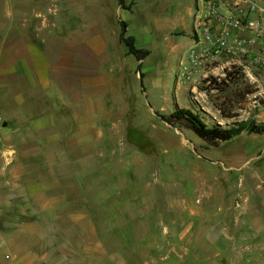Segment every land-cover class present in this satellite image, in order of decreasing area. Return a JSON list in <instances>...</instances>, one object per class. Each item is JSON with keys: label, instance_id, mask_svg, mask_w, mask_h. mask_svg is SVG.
I'll return each instance as SVG.
<instances>
[{"label": "crops", "instance_id": "0c3cea01", "mask_svg": "<svg viewBox=\"0 0 264 264\" xmlns=\"http://www.w3.org/2000/svg\"><path fill=\"white\" fill-rule=\"evenodd\" d=\"M122 9L118 0H0V264H150L143 253L155 245L145 201L114 194V209L101 205L102 185L117 192L118 184L105 179L121 164L135 173L151 165L142 149L136 148V163L125 153L124 110L115 111L117 121L106 131L97 124L107 114L104 92L116 89L109 41ZM196 9L197 0H176L178 27L189 32L172 37L169 66L175 55L178 68L182 47L193 44ZM147 42L163 72L165 36L148 35ZM144 58H136L140 66ZM135 124L147 132L137 118ZM155 136L167 149L168 134ZM262 136L242 130L229 139L234 150L225 170L205 178L208 200L187 199L194 210L206 209L207 234L219 212L226 249L235 243L236 250H264ZM229 208L236 210L232 224L224 220ZM127 250L142 255L128 259Z\"/></svg>", "mask_w": 264, "mask_h": 264}, {"label": "rangeland", "instance_id": "374dc122", "mask_svg": "<svg viewBox=\"0 0 264 264\" xmlns=\"http://www.w3.org/2000/svg\"><path fill=\"white\" fill-rule=\"evenodd\" d=\"M126 1L121 4L118 0L126 9L121 10L122 18L119 15L116 17L117 31L110 30L108 63L116 89L104 92L105 99L102 101L107 114L101 115L97 124L106 131L113 121H117L115 111L124 110L123 121L130 137L125 145V153L127 156L134 155L136 163V148L142 149V152L146 153L145 156L151 158H149L151 165L143 167L138 165L140 167L137 173L125 164L114 170L105 180L110 179L112 185L118 184L117 192L112 194L109 188L113 187L102 185L100 193L104 200L102 208L114 209L112 206L109 207L112 199H115L114 194L119 197L126 195L132 197L128 201L136 198L145 201L141 206L143 210L149 211V233L155 245L143 253L145 257L147 255L150 264H264V250H236L235 243L231 249L224 247L228 244L220 233L223 219L219 212L214 218L216 227L213 229L209 227L210 231L207 234L206 209L194 210V204L190 201L188 203L187 200L189 196L194 202L195 199L197 202L202 199L200 203L203 204L204 200H208L209 191L208 187H205V178L206 176L215 178L217 171L221 173L225 170L224 163H228L227 156L234 148L228 140L205 144L190 128L172 126L161 116L171 111L177 104L201 110L208 122L246 117H253L257 121L264 120V102L260 104L258 101L264 99L261 96L263 78L254 70L247 72L238 64H228L195 81H179L176 77L179 58L177 56L175 59L174 55L173 64L169 66L172 56L166 53V50L176 48L172 47V37L189 32L187 26L178 27L176 0H159L152 2L151 5L149 3L152 0ZM131 14L133 17L126 20ZM121 21L125 22V29L128 26L130 29L127 32L125 30V35L132 36L134 41L137 39L143 42L141 45L135 44L137 47L148 49L150 45L147 42L148 35L155 39L156 35L162 32L165 42H168L165 51L159 56L165 64L163 72L159 71L160 62L156 61L153 52L155 45L149 48L151 51L143 59L141 66L138 65V60L129 52L128 46L119 36ZM187 44L182 47L180 53L182 61L186 60L191 47ZM218 107L236 115L230 118L222 116ZM136 118L148 133L140 129L139 124H135ZM150 131H156L160 135L168 134V144L164 142L167 149L158 143H162L163 137H156V133L150 135ZM183 137L187 141H184ZM105 173L107 174L105 171L101 172L102 175ZM235 173L240 174L241 171ZM180 184H184L183 187ZM180 198V201H183L181 206L176 205V199ZM117 207L122 209L125 205L121 203L117 204ZM235 211L232 208L225 211L224 220L232 224ZM155 240L158 241L157 245ZM124 252L128 259L142 255V251Z\"/></svg>", "mask_w": 264, "mask_h": 264}, {"label": "built area", "instance_id": "2783aa9c", "mask_svg": "<svg viewBox=\"0 0 264 264\" xmlns=\"http://www.w3.org/2000/svg\"><path fill=\"white\" fill-rule=\"evenodd\" d=\"M228 64L254 70L264 81V0H197L195 39L176 77L195 81Z\"/></svg>", "mask_w": 264, "mask_h": 264}, {"label": "trees", "instance_id": "16d2710c", "mask_svg": "<svg viewBox=\"0 0 264 264\" xmlns=\"http://www.w3.org/2000/svg\"><path fill=\"white\" fill-rule=\"evenodd\" d=\"M119 2L121 4L124 3L123 0H119ZM125 30V22L121 21L120 38L128 46L129 52L134 54L138 60L144 58L149 50L144 47H137L134 44L133 37L125 35ZM138 65L140 66V62ZM218 109L222 116L230 118L236 115V113L223 111L224 109L221 107H218ZM161 116L172 126L190 128L208 144H216L220 141L229 140L242 130L264 134V120L257 121L253 117L235 118L223 122L217 120L208 122L201 110L192 107L179 106L177 104L173 106L171 111L166 114H161Z\"/></svg>", "mask_w": 264, "mask_h": 264}]
</instances>
